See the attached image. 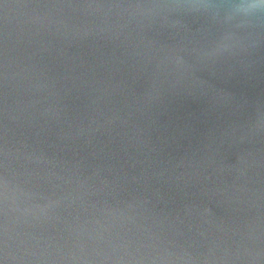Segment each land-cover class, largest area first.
Masks as SVG:
<instances>
[{
    "label": "water",
    "instance_id": "1",
    "mask_svg": "<svg viewBox=\"0 0 264 264\" xmlns=\"http://www.w3.org/2000/svg\"><path fill=\"white\" fill-rule=\"evenodd\" d=\"M0 264H264V0H0Z\"/></svg>",
    "mask_w": 264,
    "mask_h": 264
}]
</instances>
